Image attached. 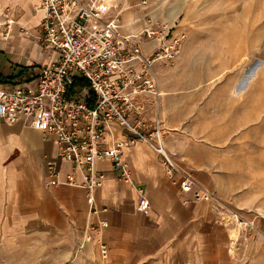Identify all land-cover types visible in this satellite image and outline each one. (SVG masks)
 Instances as JSON below:
<instances>
[{
  "label": "crops",
  "instance_id": "crops-1",
  "mask_svg": "<svg viewBox=\"0 0 264 264\" xmlns=\"http://www.w3.org/2000/svg\"><path fill=\"white\" fill-rule=\"evenodd\" d=\"M40 1L0 0V29L8 18L13 20L7 36L0 37V89L35 85L39 67L52 57L42 45ZM105 1L111 17H119L118 32L137 34L146 53L154 48L146 28L178 23L167 15L172 7L169 0ZM152 98L139 96L143 104L149 102V119ZM114 126L121 133L117 123ZM142 126L145 136L153 131L147 122ZM123 136L134 140L125 150L132 182L114 168L113 160L103 159L96 168L105 172L106 179L89 192L83 185V169L60 158V145L53 134L38 130L26 117L14 123L0 117V243L16 247L21 243L15 238L21 234H39L49 226H72L79 234L92 233L100 246L105 244L112 260H129V264L264 260V218L242 214L255 222L254 229L226 220L210 202L194 201L191 194L182 192L180 174L171 177L163 155L145 139L127 130ZM163 142L176 165L210 189L215 182L214 166L209 156L201 157L197 131H170ZM49 160L59 171L60 183L49 173ZM68 175L76 184L66 182ZM141 192L149 200L143 212L137 211Z\"/></svg>",
  "mask_w": 264,
  "mask_h": 264
},
{
  "label": "rangeland",
  "instance_id": "rangeland-1",
  "mask_svg": "<svg viewBox=\"0 0 264 264\" xmlns=\"http://www.w3.org/2000/svg\"><path fill=\"white\" fill-rule=\"evenodd\" d=\"M169 1V20L178 23L159 31L178 37L179 49L157 63L162 95L152 98L150 119L144 103L142 124L154 130L159 122L163 136L197 131L201 157L214 166L210 190L224 209L264 218V0ZM24 235L15 238L20 246L0 243V264H129L109 252L104 258L92 233L72 226Z\"/></svg>",
  "mask_w": 264,
  "mask_h": 264
},
{
  "label": "built area",
  "instance_id": "built-area-1",
  "mask_svg": "<svg viewBox=\"0 0 264 264\" xmlns=\"http://www.w3.org/2000/svg\"><path fill=\"white\" fill-rule=\"evenodd\" d=\"M39 9L43 12L42 45L52 57L39 67L35 85L0 89V117L9 123L26 117L38 130L53 134L60 145V158L83 169V185L89 192L106 179L105 172L96 168L103 159L113 160L114 168L132 182L125 150L134 140L123 136L127 130L163 155L166 172L171 177L180 174L179 187L192 200L215 202V210L225 214L226 220L254 229V221L224 209L212 190L176 165L165 150L159 122L148 136L141 133L145 106L139 96L161 97L156 66L175 58L179 38L167 39L169 30L146 28L147 37L154 42L153 50L146 53L137 34L118 32L119 17H111L105 0H41ZM12 23L8 18L0 37L7 36ZM77 78L86 80L87 87L77 86ZM48 169L54 182L60 183L54 161H48ZM66 182L76 184L72 175ZM148 207L149 200L141 192L137 211ZM102 253L104 258L108 256L105 244Z\"/></svg>",
  "mask_w": 264,
  "mask_h": 264
},
{
  "label": "trees",
  "instance_id": "trees-1",
  "mask_svg": "<svg viewBox=\"0 0 264 264\" xmlns=\"http://www.w3.org/2000/svg\"><path fill=\"white\" fill-rule=\"evenodd\" d=\"M77 79H78L77 82H76V85L77 86H81L83 88L87 87L88 82L86 80H84L82 78L81 79L80 78H77Z\"/></svg>",
  "mask_w": 264,
  "mask_h": 264
},
{
  "label": "bare ground",
  "instance_id": "bare-ground-1",
  "mask_svg": "<svg viewBox=\"0 0 264 264\" xmlns=\"http://www.w3.org/2000/svg\"><path fill=\"white\" fill-rule=\"evenodd\" d=\"M164 135V134H163ZM163 144H164V142H163Z\"/></svg>",
  "mask_w": 264,
  "mask_h": 264
}]
</instances>
